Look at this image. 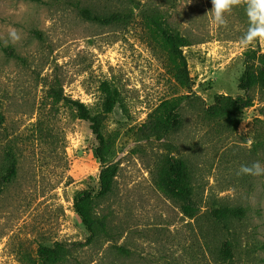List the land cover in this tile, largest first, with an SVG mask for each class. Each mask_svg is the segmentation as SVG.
Listing matches in <instances>:
<instances>
[{
	"label": "rangeland",
	"instance_id": "obj_1",
	"mask_svg": "<svg viewBox=\"0 0 264 264\" xmlns=\"http://www.w3.org/2000/svg\"><path fill=\"white\" fill-rule=\"evenodd\" d=\"M248 3L233 0L218 23L211 0H0V264H26L54 243L66 251L59 264H264V174H238L264 167V89L237 87L245 55L264 53V38L242 41ZM82 8L120 20L103 25ZM153 13L190 40L182 48L189 88L171 77L147 25ZM102 81L119 92L102 117L111 140L104 165L89 123L53 103L61 95L102 114ZM217 94L251 98L236 130L204 116ZM181 95V125L145 138L149 113ZM9 155L15 175L2 183ZM176 159L188 167L192 218L156 186ZM109 166L112 189L93 209L104 230L88 239L73 199L95 194ZM225 207L235 214L216 219Z\"/></svg>",
	"mask_w": 264,
	"mask_h": 264
},
{
	"label": "trees",
	"instance_id": "obj_2",
	"mask_svg": "<svg viewBox=\"0 0 264 264\" xmlns=\"http://www.w3.org/2000/svg\"><path fill=\"white\" fill-rule=\"evenodd\" d=\"M80 14L86 19L94 20L103 25L120 20L118 13L97 16L91 15L89 10L82 8L80 9ZM147 19V25L150 27L154 38L166 53L171 77L181 88H189L191 86V78L187 70L186 58L182 54V48L191 45L190 40L178 30L166 24L159 13H153ZM256 86L264 89V53L250 52L244 57V70L239 76L237 87L247 92ZM99 90L102 95L100 109L102 114L92 115L82 102L64 98L61 95L55 94L53 103L65 101L69 107L76 111L78 118L89 123V128L96 141L95 156L98 162L104 165L111 147V140L102 131V117L106 113L112 112L119 100V92L107 81L100 83ZM185 97L181 95L162 100L149 113L146 121L142 124L140 130L143 132V136L147 138L179 127L182 118L178 109ZM250 106H252V100L247 95L231 97L217 94L214 96L213 103L204 109V116L209 120L222 119L229 130H236L241 121L240 114L242 110ZM8 158L9 164L5 166V171L1 174L2 183L15 175V159L11 155ZM114 175V167H105L99 174V189L95 194H92L90 190L84 189L77 192L74 196L73 209L89 233L88 239L96 237L104 230V222L93 213L94 199L102 197L111 191ZM189 176L185 161L176 159L170 162L168 173L165 176L161 175L156 182V186L165 196L179 204L180 210L185 216L192 218L195 215V210L191 205ZM233 214L235 213L232 209L225 207L214 212V217L221 219ZM65 252L63 245L60 243H54L52 246L40 245L36 250V257L28 255L24 262L26 264H59L64 260ZM221 253L227 258L231 256V249L227 243L222 244Z\"/></svg>",
	"mask_w": 264,
	"mask_h": 264
},
{
	"label": "clouds",
	"instance_id": "obj_3",
	"mask_svg": "<svg viewBox=\"0 0 264 264\" xmlns=\"http://www.w3.org/2000/svg\"><path fill=\"white\" fill-rule=\"evenodd\" d=\"M211 3L213 18L219 23L222 22L224 13L231 8L233 0H211ZM246 14L249 16V27L242 41L249 44L256 39L264 38V0H249ZM13 37L17 38L14 33ZM238 174L261 175L264 174V167L259 163L251 166L242 165Z\"/></svg>",
	"mask_w": 264,
	"mask_h": 264
}]
</instances>
